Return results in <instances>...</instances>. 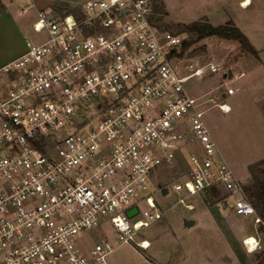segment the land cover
Returning <instances> with one entry per match:
<instances>
[{
  "label": "built area",
  "instance_id": "1",
  "mask_svg": "<svg viewBox=\"0 0 264 264\" xmlns=\"http://www.w3.org/2000/svg\"><path fill=\"white\" fill-rule=\"evenodd\" d=\"M154 2L42 10L37 37L26 35V50L0 66V264H109L110 234L149 248L137 237L163 216L153 181L194 140L203 153L190 149L188 175L174 189L223 187L234 213L264 224L191 92L195 77L220 67H180L183 39L159 27ZM133 206L139 211L129 217ZM248 242L249 252L260 245L256 236Z\"/></svg>",
  "mask_w": 264,
  "mask_h": 264
},
{
  "label": "rangeland",
  "instance_id": "2",
  "mask_svg": "<svg viewBox=\"0 0 264 264\" xmlns=\"http://www.w3.org/2000/svg\"><path fill=\"white\" fill-rule=\"evenodd\" d=\"M2 1L9 6L10 15L19 28L14 30L0 20V57L4 52L18 49L26 33L31 38L37 37L27 22L37 18L33 1ZM158 1L164 4L167 12L161 14L164 28L179 34L183 43L188 34L180 31L177 24L200 20L206 15L214 25L233 19L259 49L262 61L242 50L237 40L213 35L192 43L184 51L182 43L177 61L182 68L185 64L198 67L208 63L220 67L216 73L195 77L190 82L191 92L201 97L204 120L220 154L241 180L251 183L253 179L248 166L257 161L264 162V0H251L246 8L241 7L243 0ZM82 2L63 0L49 8L60 14L78 13ZM20 10H23L22 14ZM183 71L188 72L187 69ZM238 72L242 75L236 78ZM227 87L238 89L223 97L221 93ZM218 102H227L231 110H222ZM187 138L192 140L189 134ZM190 149L203 153L202 144L194 140L193 145H186V155L183 153L175 163L163 166L153 181L151 192L163 216L142 229L137 237L149 239V248L119 242L106 227L113 245L109 264H252L257 261V253L264 250L260 225L255 224L254 215H239L230 209L226 201L231 199H227L223 187L195 194L174 189L173 185L188 175L186 156ZM163 189L167 192L163 193ZM187 204L193 207L189 208ZM139 205L143 208L145 203L141 201ZM187 220H194V223L188 225ZM248 236H256L260 241L252 252L244 244Z\"/></svg>",
  "mask_w": 264,
  "mask_h": 264
},
{
  "label": "trees",
  "instance_id": "3",
  "mask_svg": "<svg viewBox=\"0 0 264 264\" xmlns=\"http://www.w3.org/2000/svg\"><path fill=\"white\" fill-rule=\"evenodd\" d=\"M0 8L3 9L1 1ZM154 12V20L161 29H165L162 21V15L167 13L164 4L158 0L155 1ZM177 27L180 29V31L186 32L188 34V39H186L184 43L182 41V51L187 49L194 42H197L208 36L217 35L222 38L237 40L243 50L254 55L257 54V49L252 44L249 37L233 21L214 25L205 16L200 20H195L189 23H178ZM248 168L253 180L251 183L245 184V193L248 199L254 205L257 213L264 221V162H254L250 164ZM259 231L264 234V224L260 225ZM252 264H264V250L257 253V261Z\"/></svg>",
  "mask_w": 264,
  "mask_h": 264
},
{
  "label": "crops",
  "instance_id": "4",
  "mask_svg": "<svg viewBox=\"0 0 264 264\" xmlns=\"http://www.w3.org/2000/svg\"><path fill=\"white\" fill-rule=\"evenodd\" d=\"M1 1V4L3 5V9L0 8V20L2 24H5V25H9L8 27H12L14 30L17 29V27L19 28V26L17 25V23L14 21L13 17L10 15V8L7 4H5L2 0ZM33 1V4L36 6L37 8V18L36 19H33V18H30L29 20H27L29 26L32 25V27L34 26V23L35 21L38 19L39 17V12L42 11V10H51L49 7H51V5L53 4H57L59 3L60 1H63V0H52V1H46V0H32ZM244 1V0H243ZM252 2V1H251ZM243 3V2H242ZM251 4V3H250ZM242 8H246L244 7L243 5L241 6ZM248 7V6H247ZM20 14L23 13V10H20L19 12ZM206 16V15H205ZM207 17V16H206ZM3 18V19H1ZM208 19H210L209 17H207ZM228 21V20H227ZM229 21H233L235 24L236 22L233 20V19H229ZM237 25V24H236ZM34 30V29H33ZM26 35H29L28 33H26L24 35V41L22 40V43L20 45V47L18 49H16L15 51L13 52H4L2 53L1 57H0V66L3 65L4 63L10 61L11 59L17 57L18 55L22 54L25 50H26V42H25V36ZM30 36V35H29ZM31 37V36H30ZM256 48V47H255ZM257 49V48H256ZM243 50V49H242ZM256 56L258 57V59L260 61H262V58L259 54V49H257V54ZM240 73V72H238ZM241 76H238L236 78H239ZM238 89V87L236 88V90ZM236 92V91H235ZM223 97H225L226 95H224V92L221 93ZM181 264V263H179Z\"/></svg>",
  "mask_w": 264,
  "mask_h": 264
},
{
  "label": "water",
  "instance_id": "5",
  "mask_svg": "<svg viewBox=\"0 0 264 264\" xmlns=\"http://www.w3.org/2000/svg\"><path fill=\"white\" fill-rule=\"evenodd\" d=\"M167 192V189H163V193H166ZM139 211L138 207L137 206H133L131 208H129L127 210V214L129 217H132L133 215H135L137 212ZM194 223V220H187V224L188 225H191Z\"/></svg>",
  "mask_w": 264,
  "mask_h": 264
},
{
  "label": "bare ground",
  "instance_id": "6",
  "mask_svg": "<svg viewBox=\"0 0 264 264\" xmlns=\"http://www.w3.org/2000/svg\"><path fill=\"white\" fill-rule=\"evenodd\" d=\"M250 3H251V0H244L242 5L244 7H247ZM247 238L249 239L248 243H250V241L254 242V236H248ZM251 247H252V245H251Z\"/></svg>",
  "mask_w": 264,
  "mask_h": 264
}]
</instances>
